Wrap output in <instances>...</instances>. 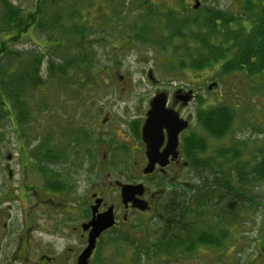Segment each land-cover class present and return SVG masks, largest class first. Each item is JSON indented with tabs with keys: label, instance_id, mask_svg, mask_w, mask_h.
<instances>
[{
	"label": "rangeland",
	"instance_id": "1",
	"mask_svg": "<svg viewBox=\"0 0 264 264\" xmlns=\"http://www.w3.org/2000/svg\"><path fill=\"white\" fill-rule=\"evenodd\" d=\"M4 1L0 0V18ZM35 1L7 0L6 3L16 6L20 18L25 20L28 13L35 9ZM152 1L156 9L147 14H143L147 5L138 0H66L58 5L44 2L35 25L26 36L8 44V49L16 51L20 58L16 55L0 61V69L3 70L1 78L6 74L10 78L12 72L6 73L9 67L16 78L21 67L18 68V62H26L25 66L33 62L34 65V60L39 57L37 70L40 81L25 84L21 88L11 85L10 88L22 99V103L16 104L9 96L7 101L13 111L11 119L0 110V186L8 181L21 180L24 176L21 164H56L41 160L44 157L40 159L46 148L53 152L67 149L68 155L73 156L75 150L72 149L71 140L76 137L74 128H85L91 117L100 118L105 114L109 115L111 121L121 118L125 123L146 111L157 91L163 88L170 91L173 88L191 89L196 94L187 109L192 115L193 127L196 125L195 114L201 110L228 106L234 113L232 128L222 138L212 137L200 127L197 128V132H201L207 142L203 159L216 162L210 167H203V177L216 166L229 170L235 163L241 165V161L246 162L240 166L246 167L244 172L247 173L244 178L246 181L243 182L245 202L241 209L248 212L250 205H253L254 212L250 211L252 215L249 217L241 215L243 218L238 220L240 232H228L222 247H198V252L191 255V262L186 264H245L255 255L257 262L263 264L264 179L254 171L261 170V162H264V72L254 76H247L243 72L225 74L220 71L219 64L200 71L188 68L178 71L172 64L170 54L180 57L178 54L183 52L181 40L175 39L172 44L171 50L180 47V51L178 49L175 53H171V50L169 53L159 43L167 41L168 28L165 26L168 27L169 12L175 14L181 9L187 17L193 16L195 13L191 8L195 1L199 3L196 9L201 14L204 8L222 12L232 7L236 11L237 8L233 0ZM184 6L186 12H183ZM140 16L143 21H139ZM58 17H62L58 21L65 29L74 24L85 25L88 29L83 40L78 41L76 36L73 37L74 34L71 36L61 32L60 26L53 23ZM134 24L137 35L149 30V41L135 39L132 30ZM171 24L173 27L176 25L175 22ZM5 35L1 33L0 40ZM81 52L89 55V64L78 65L70 61ZM60 69L65 72L62 73ZM148 72L155 79L154 82L148 78ZM213 81L216 82L215 91L208 90ZM231 146L242 151L240 159L226 161L216 156L221 148ZM49 168L57 170L56 167ZM9 170L12 176H9ZM82 175L78 174L81 180ZM199 175L200 170L192 173V185L200 180ZM232 179L236 180L234 171ZM192 196L198 197L196 194ZM191 207L194 208L193 203ZM231 211L238 214L237 206ZM248 218L254 220L253 229L249 226ZM208 221V217L203 218V224L208 225L209 230L216 231L218 225ZM198 233L193 232L192 236L196 238ZM255 238V245H262L259 252L254 248ZM231 246H236L232 252ZM132 257V253H128L127 264L135 263ZM142 261L139 264H147V258H142Z\"/></svg>",
	"mask_w": 264,
	"mask_h": 264
},
{
	"label": "flooded vegetation",
	"instance_id": "2",
	"mask_svg": "<svg viewBox=\"0 0 264 264\" xmlns=\"http://www.w3.org/2000/svg\"><path fill=\"white\" fill-rule=\"evenodd\" d=\"M147 76L152 80L149 72ZM215 86L213 81L208 90ZM161 91L167 97L165 106L178 114V123L161 126L162 139L155 149L164 156L160 161L149 165L142 136L148 104L140 116L125 123L121 118L111 121L105 114L91 117L85 128H74L73 156L67 149L53 152L46 148L40 159L56 164H21V180L0 186V264H127L130 252L137 264L142 258H147V264L191 262L190 232H203V193L207 191L203 187V149L196 144L203 138L197 128H203L197 121L198 112L192 126L187 109L196 94L193 90ZM188 91L190 100L184 103L181 97ZM194 155L200 159L199 165ZM197 170L200 180L192 185V173ZM125 185L131 188L127 197L122 196ZM217 197L223 210L231 212L239 206L223 193ZM137 201L143 204L136 205ZM250 211L254 212L253 205L243 216H251ZM217 215L215 212L213 224L218 223ZM248 220L253 229V218ZM238 224V220L225 223L224 228L240 232ZM103 225L107 227L86 255L91 231ZM255 240L259 252L262 245L256 246ZM235 247L231 246V252ZM256 259L252 256L245 264H259Z\"/></svg>",
	"mask_w": 264,
	"mask_h": 264
},
{
	"label": "trees",
	"instance_id": "3",
	"mask_svg": "<svg viewBox=\"0 0 264 264\" xmlns=\"http://www.w3.org/2000/svg\"><path fill=\"white\" fill-rule=\"evenodd\" d=\"M65 1L66 0H36L35 9L31 13H28L25 20H22L18 14L17 7H14L10 3H6L7 0H5L3 2V14L0 18V34L6 33V35L0 40V61L5 57L11 58L16 57V55L18 59L20 58V55L16 51L8 49V44L26 36L28 30L35 25L36 17L39 15L40 7L44 2H51L53 5H58ZM138 1H143L144 4L147 5L143 14L153 13V9H156L152 0ZM233 4L237 8L236 11L233 7L224 12L204 8L201 14L199 9L197 10L193 6V8H191L193 13H195L193 16L187 17V15L181 12V9L180 11L178 9L179 12L175 14L169 12L167 18L168 27L165 26V28H168L166 30L167 41L162 40L159 43L160 46L169 50L170 53L175 39L181 40V50L183 52L182 54H178L180 57L170 54L173 58L172 64H175L173 66L176 70L181 71L188 68L192 71H200L214 64H219L220 71L225 74L234 72H243L247 76L263 74L264 0H233ZM182 8L183 12L187 11L185 6ZM143 14L141 16H143ZM141 16L139 17V21L144 20L141 19ZM62 17L54 19L53 23L59 25L58 20H61ZM171 22H175L176 25L173 27ZM59 26L61 32L71 36L74 34L73 37L76 36L75 38L78 39V41L83 40L82 38L88 29L83 24H74L72 27L70 25V27L66 29L63 28L62 25ZM135 26L136 24L132 26L135 39L144 42L149 41L147 35L149 30L144 33L140 32L141 35H137L135 34L137 31ZM169 45H171L170 48ZM178 49L180 51V47H173L171 53L177 52ZM88 56V54L81 52L70 61L78 65L81 63L89 64V61H87L89 60ZM39 59L40 58L37 57V59L34 60V65L33 62L26 64V66L24 65L26 62H18V68L21 67L16 78L14 76V71L10 67L6 71V73L12 72L10 78L7 74L3 75L4 78H1L2 75H0V110L9 119H11V113L13 112L9 101H7L9 96L12 97L13 101H16V104L19 105V103H22V99L17 97L13 88L10 87L11 85H19V88H21L25 84L38 83L40 81L37 70V62ZM64 67L66 68V66ZM60 71H63L62 73L65 72L63 69H60ZM1 72H3V70L0 69V73ZM233 120L234 113L228 106H217L207 110H201L197 114V121L203 128V131L216 138H222L229 133L233 125ZM206 143L204 137H199L196 144L198 149H203V151H205ZM262 147H264V145ZM216 156L225 158L226 161H234L242 157V151L236 148V146L224 147L220 149V152H218ZM193 159L194 161L196 160L195 163L199 165L200 159L198 156L194 155ZM205 160L203 159V167H210L213 162L216 163L213 159L211 162ZM243 164L245 165L247 163L243 161H241V165L235 163L229 170H224L220 168V166H216L203 177V180H205L203 187L207 189L206 194L203 193V218L208 217L209 223L215 222L213 216L216 212L218 215L215 219L219 222L217 223L218 227H216V231L209 230L210 227L203 224V232H199L196 238L192 236L193 232H190L191 246L189 251L191 255L198 252V247H205L208 245L222 247L224 239L228 236L224 224L227 223L231 225L239 220V218H243L241 215L247 213V211L241 209V206H243L245 202L243 199V193L245 192L243 186H245V183L243 182L246 181L244 178L247 174L246 171L244 172V168L246 167H240L244 166ZM260 169L261 170L254 172H256L258 177L264 179L263 161L261 162ZM233 171L235 172L236 180L232 179ZM253 180L256 179L253 178ZM238 184L240 185L239 187ZM218 193H223L227 197L236 199L239 202V207L237 206L238 214H234L233 211L229 212L223 210L222 206H218L220 205L216 200L218 199ZM250 202L248 201V203ZM213 207L215 210H212ZM222 221H224V223Z\"/></svg>",
	"mask_w": 264,
	"mask_h": 264
},
{
	"label": "water",
	"instance_id": "4",
	"mask_svg": "<svg viewBox=\"0 0 264 264\" xmlns=\"http://www.w3.org/2000/svg\"><path fill=\"white\" fill-rule=\"evenodd\" d=\"M199 5L198 1H195L194 8H197ZM150 78L153 80L151 74L149 73ZM191 91L186 92L182 97V101L184 103L190 100ZM166 94L165 92H158L156 93L149 103V109L146 112V120L142 130V136L144 141L147 143V156L149 159V165H153L154 162L160 161L161 158L164 156L158 154L156 149V144L161 142L162 135H161V126L162 125H169L174 126L176 125L178 114L170 108H167L166 105ZM186 125V122H183V126ZM180 129V128H179ZM179 129L175 130L174 138L176 137ZM149 171V170H148ZM130 186H123L122 189V196L127 197L130 193ZM140 201H137L136 205H141ZM109 225V224H108ZM107 226L103 225L101 227L94 226V231H91L88 247L85 249L86 255H88L89 251L93 248L95 238L99 235V233L105 229ZM85 264V263H83Z\"/></svg>",
	"mask_w": 264,
	"mask_h": 264
}]
</instances>
